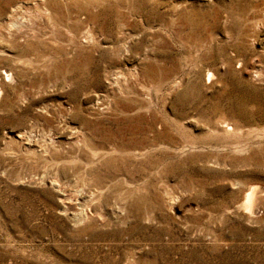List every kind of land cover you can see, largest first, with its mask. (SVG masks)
<instances>
[{
    "label": "rangeland",
    "instance_id": "rangeland-1",
    "mask_svg": "<svg viewBox=\"0 0 264 264\" xmlns=\"http://www.w3.org/2000/svg\"><path fill=\"white\" fill-rule=\"evenodd\" d=\"M0 264H264V0H0Z\"/></svg>",
    "mask_w": 264,
    "mask_h": 264
},
{
    "label": "bare ground",
    "instance_id": "bare-ground-1",
    "mask_svg": "<svg viewBox=\"0 0 264 264\" xmlns=\"http://www.w3.org/2000/svg\"><path fill=\"white\" fill-rule=\"evenodd\" d=\"M259 199V198H258ZM257 198H256V191H251L250 194L247 197V205L248 208L251 209L257 202Z\"/></svg>",
    "mask_w": 264,
    "mask_h": 264
}]
</instances>
